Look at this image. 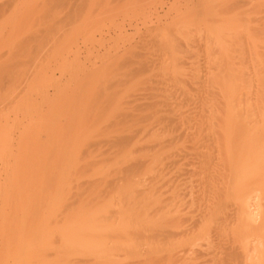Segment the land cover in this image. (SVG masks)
Masks as SVG:
<instances>
[{
  "label": "rangeland",
  "instance_id": "374dc122",
  "mask_svg": "<svg viewBox=\"0 0 264 264\" xmlns=\"http://www.w3.org/2000/svg\"><path fill=\"white\" fill-rule=\"evenodd\" d=\"M30 1L16 0L34 7L19 8L21 23L37 15L23 21L37 40L20 29L21 67L8 72L23 81L0 97V264H218L227 241L254 254L252 232L211 223L193 149L210 142L216 104L237 119L255 101L264 0ZM170 195L183 201L167 206ZM168 229L189 236L169 241ZM185 248L188 260L171 258Z\"/></svg>",
  "mask_w": 264,
  "mask_h": 264
},
{
  "label": "bare ground",
  "instance_id": "6f19581e",
  "mask_svg": "<svg viewBox=\"0 0 264 264\" xmlns=\"http://www.w3.org/2000/svg\"><path fill=\"white\" fill-rule=\"evenodd\" d=\"M4 1V2H3ZM2 4L0 5V97L2 98V96L5 94V92H9L10 88L12 92L16 93L15 89L18 90V86H20V81L21 80V74L20 73H16V74H10L8 71H10L11 69H13L14 71H17L21 65H20V59L22 60V53L23 51L21 50V48L23 49L24 46L23 45V41L25 42V35L28 34H24L22 35L21 32L22 31H26L27 27L29 28L30 26H28V24H24L23 21L28 22V18L29 16H32V13L29 14L27 16V18L25 20H22L23 25L21 23V16H20V8H25V6H18L19 4H17L18 2H16V0H8L7 2L5 0H3ZM22 1V0H21ZM25 1V0H24ZM45 1V0H44ZM69 1V0H68ZM253 1V0H252ZM263 1V0H262ZM1 2V0H0ZM28 2V1H27ZM72 2V1H70ZM29 3H32L29 0ZM34 3V2H33ZM43 3V2H42ZM62 3V2H61ZM64 3V2H63ZM84 3V2H83ZM23 4V3H22ZM36 4V3H35ZM45 4V3H44ZM73 4V3H71ZM78 4V3H77ZM34 5V4H33ZM59 5V4H58ZM69 5V4H68ZM258 5V4H257ZM261 5V4H260ZM71 6V5H70ZM73 6V5H72ZM75 6V5H74ZM20 7V8H19ZM33 7V6H32ZM31 7V8H32ZM38 6H35V8ZM80 7V6H78ZM264 7V5H263ZM23 9L24 11L28 12H32V9ZM75 8V7H74ZM256 8V7H255ZM60 9V8H59ZM30 10V11H28ZM36 10V9H35ZM257 10V9H255ZM34 11V10H33ZM37 11V10H36ZM61 11V10H60ZM72 11V10H71ZM259 12H262V14L264 13V9L259 8V10H257V13L259 15ZM36 13V12H35ZM65 13V12H64ZM34 14V13H33ZM38 14V13H37ZM253 14V13H252ZM35 15V14H34ZM33 15V16H34ZM76 15V14H75ZM256 15V13H255ZM32 16V17H33ZM250 16V15H249ZM29 19V25L31 24V22H35L34 20H36L37 15H35V19L32 20L33 18ZM77 18V17H76ZM257 22V28L255 29V32L253 31V33H256L255 35H259L260 37L264 38V14L263 16L260 18H258L256 20ZM37 23V22H36ZM35 23V24H36ZM4 25L8 26V28H5ZM25 25V26H24ZM27 25V26H26ZM32 25V24H31ZM6 26V27H7ZM23 26V27H20ZM37 26V24H36ZM34 25V27H30L31 29L36 27ZM4 27V30H3ZM26 28L25 30H23L22 28ZM251 28V27H250ZM6 29V30H5ZM22 31H21V30ZM31 29L27 30V33L30 32ZM31 30V32L33 31L32 35L34 38H32V35H30V39H35L34 41H32V44L36 42L37 38H35L34 35H37V31L34 32V30ZM254 29V28H253ZM252 29V30H253ZM4 31H6V33H4ZM31 34V33H30ZM252 35V34H251ZM254 34L252 36H255ZM23 36V37H21ZM251 36V37H252ZM37 37V36H36ZM24 38V39H23ZM261 39V38H260ZM262 40V39H261ZM31 41H29L31 43ZM260 41V40H259ZM28 42V43H29ZM29 43V44H30ZM250 44V43H249ZM248 45V44H247ZM259 46V45H258ZM26 48V47H25ZM29 48V47H28ZM26 48V49H28ZM261 49V47H260ZM35 51V50H34ZM252 52V51H251ZM250 52V54H251ZM264 53V51H262ZM21 53V55H20ZM25 53V52H24ZM33 53V52H32ZM37 54V53H36ZM259 55V53H258ZM34 56V55H33ZM36 56V55H35ZM255 56V55H254ZM263 56V55H262ZM261 56V57H262ZM32 57V56H31ZM39 57V56H38ZM264 57V56H263ZM37 58V57H36ZM34 57H32L31 60L36 59ZM259 60V59H258ZM35 61V60H34ZM34 61H32V65L31 67H34ZM23 62V61H22ZM253 62V61H252ZM259 62V61H258ZM36 63V62H35ZM224 64V63H223ZM257 64V63H256ZM255 64V65H256ZM264 65V62L262 63ZM261 64V65H262ZM229 65V63H228ZM233 66V64H231ZM229 65V66H231ZM259 65V64H258ZM257 65V66H258ZM259 65V66H261ZM220 66V65H219ZM227 66V65H226ZM257 66H255L256 68H254L255 72L257 68ZM254 67V65H253ZM263 68H261V70L258 72H261L262 76L260 79L257 80L256 83H254V85L252 86H247L248 88L246 89V96H255V101L254 99L252 100L253 103H247V106H243L246 107V115L243 117H237L236 118V114L233 116H235V118H229L227 115L225 114H230L231 112V108L229 109L230 105L225 103H220L219 105L216 104V112L214 114L215 118H213L212 120L214 122L211 123L212 127V135L211 138L209 137L210 140H208V144L205 146L204 143H202V145H199L201 148V146L205 149L204 151H199L197 149H193L196 150L197 155H199V160L200 163L202 164L203 168H201L200 170L204 172H206L205 174V181H204V174L201 177L200 182L203 179V188L206 189V187L204 186L205 184H207L208 182V186H207V192L209 191V194L205 193L203 188H202V193L204 192V194L208 197H210V200H213L214 204L216 205V212L213 214L214 218L211 220V223H215V221L218 219V221L220 223H216V224H223V226L221 227V225H219L217 228L216 227V231L217 232H229V231H236V232H252L254 238L258 241V245L252 249H254L252 255H241L239 253V251L242 249H239V246H236V243H228L227 241V245L221 246L222 248H220L219 244V248H220V253L222 256H220L219 258V263L218 264H264V66H262ZM225 68V67H224ZM224 68H220L218 69V73L220 72V70L222 69V72L224 70ZM10 69V70H9ZM33 69V68H32ZM30 69L29 71L32 72L33 70ZM228 69V67H227ZM230 69V68H229ZM234 69V68H233ZM232 69V70H233ZM248 69V67H247ZM251 69V68H250ZM249 70V69H248ZM247 70V72H248ZM253 70V68H252ZM28 71V72H29ZM36 71V70H35ZM34 71V73L36 74V72ZM228 71V70H227ZM234 71V70H233ZM245 71V70H244ZM243 71V72H244ZM250 71V70H249ZM22 72V71H21ZM29 72V73H30ZM229 72V71H228ZM231 72V71H230ZM229 72V73H230ZM238 72V71H237ZM246 72V71H245ZM246 72V73H247ZM217 73V74H218ZM234 73V72H233ZM231 73V75L233 74ZM250 73V72H249ZM33 73L30 74V76ZM228 74V73H227ZM226 74V75H227ZM239 74V73H238ZM253 74V73H252ZM257 74V73H256ZM223 75V74H222ZM225 75V76H226ZM229 75V74H228ZM247 75V74H246ZM245 75V76H246ZM249 75V74H248ZM258 75V74H257ZM21 76V77H20ZM27 76V75H26ZM29 76V78H30ZM34 76V74H33ZM217 76V75H216ZM220 76V74H219ZM241 76V75H240ZM251 76V73H250ZM249 76V77H250ZM255 77V75H253ZM260 76V74H259ZM228 77V76H227ZM225 77V78H227ZM230 77V76H229ZM228 77V78H229ZM234 77V74H233ZM236 77V76H235ZM243 77V76H242ZM248 77V76H247ZM252 77V76H251ZM231 78V77H230ZM229 78V80H230ZM23 79V78H22ZM32 79V77L30 78V80ZM216 79V78H215ZM219 79V78H218ZM234 79V78H233ZM247 79V78H246ZM255 79H252V81L255 82ZM28 80V81H30ZM220 80V79H219ZM228 80V79H227ZM33 81V80H32ZM221 81H223L221 79ZM234 81V80H232ZM238 81V80H237ZM245 81V80H244ZM243 81V82H244ZM249 81H251V78L249 79ZM231 82V81H230ZM235 83H237L236 81H234ZM249 83V82H248ZM251 83V82H250ZM253 83V82H252ZM251 83V84H252ZM220 84V82L218 83V85ZM225 84V83H224ZM230 84V83H229ZM232 84V83H231ZM245 84V83H244ZM247 84V83H246ZM245 84V85H246ZM24 85V84H23ZM234 85V83H233ZM232 85V86H233ZM248 85V84H247ZM226 86V85H225ZM231 86V85H230ZM237 86V85H236ZM227 87V86H226ZM238 87V86H237ZM218 88V87H217ZM220 88V87H219ZM241 88V87H239ZM23 89V88H22ZM227 89V88H226ZM229 89V88H228ZM235 89V88H234ZM237 89V88H236ZM235 89V90H236ZM243 88V91L245 90ZM15 90V91H13ZM224 90V89H223ZM242 90V89H241ZM20 91V90H19ZM18 91V92H19ZM232 91V90H231ZM218 92V91H217ZM228 92V91H227ZM238 93V90H237ZM7 94V93H6ZM226 94V93H225ZM224 94V95H225ZM232 94V93H231ZM10 95V93H9ZM217 95V94H216ZM240 95V93H239ZM19 96V95H18ZM237 96V94H236ZM241 96V95H240ZM13 97V94L12 96ZM15 97V96H14ZM215 97V96H214ZM220 97V96H219ZM222 97V96H221ZM217 98V97H216ZM228 98V97H227ZM233 98V97H232ZM241 98V97H240ZM254 98V97H253ZM13 99V98H12ZM19 99V98H18ZM17 99V100H18ZM234 99V98H233ZM249 99V98H248ZM247 99V100H248ZM228 99H226L227 101ZM232 100V99H231ZM238 100V99H237ZM241 100V99H240ZM14 101V100H13ZM16 101V100H15ZM234 101V100H233ZM242 101V100H241ZM221 102V101H220ZM237 102V101H236ZM251 102V101H250ZM19 103V102H18ZM243 104V102H242ZM13 105V103H12ZM238 106V105H237ZM242 106V105H241ZM218 107V108H217ZM240 107V105H239ZM215 108V107H214ZM241 108V107H240ZM234 111V110H233ZM237 111V110H236ZM235 111V112H236ZM241 111V109H240ZM243 111V110H242ZM238 112V111H237ZM240 114V113H239ZM227 117H225V116ZM242 115V114H241ZM225 117V118H224ZM211 120V121H212ZM200 125V124H199ZM210 125V126H211ZM197 127V126H196ZM210 129V130H211ZM203 130V129H202ZM205 130V129H204ZM211 132V131H210ZM190 139V138H189ZM207 139V137L205 138ZM205 139L202 138V141ZM192 142V140H191ZM200 142V141H199ZM201 143V142H200ZM202 148V149H203ZM179 151V150H178ZM184 152V151H183ZM192 154V153H191ZM168 155V154H167ZM193 155V154H192ZM191 156V155H190ZM178 157V156H177ZM198 157V156H196ZM195 157V158H196ZM193 158V160L195 159ZM190 159V157H189ZM196 161V160H195ZM176 162V161H175ZM178 165V164H177ZM209 165V166H207ZM191 166V165H190ZM180 168V167H179ZM193 170V168H192ZM202 171V172H203ZM193 172V171H192ZM201 172V173H202ZM203 172V173H204ZM200 173V174H201ZM181 174V173H180ZM198 174V173H197ZM172 178V177H171ZM188 179V178H187ZM172 180V179H171ZM198 180V181H199ZM194 181V180H193ZM26 182V181H25ZM189 182V181H188ZM28 183V182H27ZM122 183V182H121ZM125 183V182H123ZM169 184V183H167ZM202 184V183H201ZM119 185V184H118ZM185 185V184H184ZM177 186H181V185H177ZM22 187V186H21ZM121 187V185H120ZM118 188V187H117ZM166 188V187H165ZM177 187H175L174 189H176ZM180 188V187H179ZM193 188V186H192ZM168 189V188H166ZM172 186L171 188H169V192L170 193L172 191ZM199 189V188H198ZM50 190V189H49ZM193 190V189H192ZM200 190V189H199ZM204 190V191H203ZM177 191V190H176ZM188 191V190H187ZM198 191V190H197ZM152 193V192H151ZM198 193V192H197ZM17 194V193H16ZM195 194V193H194ZM200 194V193H199ZM203 194V195H204ZM192 195V193H191ZM190 195V196H191ZM202 195V194H201ZM171 197H167L165 202L167 204V206H171V204L173 203V201L175 200L176 197L172 198V195H170ZM178 196H181L180 194ZM188 196V195H187ZM206 196H204V199L206 198ZM153 197V196H152ZM203 197V196H202ZM46 198V197H44ZM186 198V197H185ZM37 199V198H36ZM139 199V198H138ZM142 199V198H141ZM147 199V198H146ZM202 199V198H201ZM203 199V200H204ZM210 201L209 198H206ZM15 200V199H14ZM32 200V199H31ZM34 200V199H33ZM143 200V199H142ZM179 200V199H178ZM253 200V202L257 203V212L259 214V218L256 217H252L253 219L251 220L252 222H249L251 219V216L253 214H250V210H248V206H251L250 203ZM141 201V200H140ZM177 201V200H176ZM176 201H174L175 203L173 204H179V202L181 200H179L177 203ZM183 201V200H182ZM181 201V202H182ZM257 201V202H256ZM205 202V201H204ZM141 203V202H140ZM139 203V204H140ZM144 203V201H143ZM165 204V205H166ZM169 204V205H168ZM177 204V206H178ZM182 204V203H181ZM204 204V203H203ZM209 204H211V202H209ZM214 204H211L212 206L215 207ZM252 204V203H251ZM5 205V204H4ZM29 205V204H28ZM210 205V206H211ZM37 206V205H36ZM136 206V205H134ZM138 206V205H137ZM175 206V205H174ZM176 206V207H177ZM211 206V207H212ZM248 207V208H247ZM133 208V207H132ZM135 208V207H134ZM133 208V209H134ZM171 208V207H170ZM179 208V207H178ZM166 209V208H165ZM168 209V208H167ZM209 209H211L209 207ZM214 209V211H215ZM248 210V212H247ZM166 211V210H165ZM195 212V211H194ZM200 212V211H199ZM210 214L213 211H209ZM208 212L206 213V215L208 214ZM253 212V211H252ZM171 213V211L169 212ZM248 213V214H246ZM174 214V213H173ZM246 214V215H245ZM255 214V213H254ZM201 215V214H200ZM205 215V216H206ZM209 215V214H208ZM208 217V219L210 218V215ZM251 215V216H250ZM177 216V215H176ZM205 216H203L204 218H206ZM247 216V219L249 218L248 221L245 220V217ZM193 217V216H192ZM196 217V216H195ZM18 218V217H17ZM115 218V216H114ZM117 218V216H116ZM194 218V217H193ZM199 218V217H198ZM197 218V219H198ZM19 219V218H18ZM113 219V218H112ZM207 219V220H208ZM16 220V219H15ZM191 220V219H190ZM254 220V221H253ZM200 221V220H199ZM209 221V220H208ZM165 222V221H164ZM169 222V221H168ZM180 222V221H179ZM207 222V221H206ZM177 223V222H176ZM181 223V222H180ZM191 223V222H190ZM172 224V223H170ZM178 224V223H177ZM183 224V223H182ZM192 224V223H191ZM194 224V223H193ZM205 224V223H204ZM236 226H235V225ZM176 225V224H175ZM179 225V224H178ZM209 226V224H207ZM212 225V224H211ZM182 226V225H181ZM180 226V227H181ZM193 226V225H192ZM180 227L178 226V230H181ZM182 228V227H181ZM193 228V227H192ZM196 228V225H195ZM172 229V228H171ZM233 229V230H232ZM174 231V230H173ZM172 230L166 231L165 237L166 239L170 241V238L174 239L176 237L180 238V237H185L186 235L189 236L186 231L184 232H180V231H175L173 232ZM190 231V230H189ZM188 232V231H187ZM193 232V231H192ZM213 232V231H212ZM254 232H258L257 234ZM191 233V232H190ZM251 234V235H252ZM130 235V234H129ZM221 235V234H220ZM163 236V235H162ZM195 236V235H193ZM231 236V235H230ZM252 236V237H253ZM159 237V236H158ZM165 239V238H164ZM223 239V238H222ZM251 239V238H250ZM122 241V240H121ZM221 241V240H220ZM239 242V241H238ZM187 243V242H186ZM241 243V242H239ZM183 244V243H182ZM181 244V245H182ZM205 244V243H204ZM209 244V243H208ZM207 244V245H208ZM223 245V242H222ZM242 246V245H241ZM263 248V250H261ZM224 251H221V250ZM186 250H188L187 248L182 249L179 252L176 253H170L171 258L174 257L176 254H181L184 252L186 253ZM192 250V249H191ZM190 250V251H191ZM114 251L112 254L110 253L109 256H107L106 260L107 261H111L113 258H116L115 256H117V252L116 249L114 248ZM183 251V252H182ZM200 251V250H199ZM259 252H263L262 254ZM178 254V255H179ZM182 254V255H183ZM182 255L177 256L178 259L181 262H183L185 259V257ZM188 255V254H187ZM205 255V254H204ZM208 255V254H207ZM121 256V255H120ZM219 256V255H218ZM168 258V257H166ZM204 258V257H203ZM194 259V258H193ZM197 259V258H196ZM169 260V258H168ZM188 260V259H185ZM173 261V260H172ZM194 261V260H193ZM216 261V260H215ZM112 262V261H111ZM110 262V263H111ZM186 262V261H185ZM195 262V261H194ZM102 263V262H101ZM176 263V261H175ZM192 263V262H191ZM207 263V261H206ZM105 264H107L105 262ZM181 264V263H180Z\"/></svg>",
  "mask_w": 264,
  "mask_h": 264
}]
</instances>
